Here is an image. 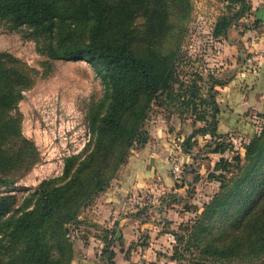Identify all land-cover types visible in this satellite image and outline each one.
I'll use <instances>...</instances> for the list:
<instances>
[{"label":"trees","instance_id":"16d2710c","mask_svg":"<svg viewBox=\"0 0 264 264\" xmlns=\"http://www.w3.org/2000/svg\"><path fill=\"white\" fill-rule=\"evenodd\" d=\"M234 5L240 9L220 16L215 24V39L227 38L229 29L252 11L249 0H228L227 9L232 11ZM192 11L191 0H0V22L35 42L37 52L47 59L43 66L85 61L102 76L107 89L106 100L90 111L95 140L83 160L66 158L61 177L42 181L22 198L0 195V264L73 263L71 227L82 224V212L109 190L134 148L149 154L150 137L144 127L154 106L178 103L204 125L195 124L183 138L182 154L192 156L199 136L216 141L210 153L228 150L218 143L228 134L220 131L216 90L227 82L214 80L208 97H198L196 88L182 94L178 66ZM50 70L44 67L41 74L0 52V188L15 191L41 162L35 143L23 135L19 105L37 78ZM246 150L248 165L233 185L222 181V193L213 198L182 245L192 257L179 264H264V129ZM221 162L229 173L230 164ZM132 164L130 181L144 170L141 162ZM103 241L102 262L116 264L111 248L115 235L107 233Z\"/></svg>","mask_w":264,"mask_h":264},{"label":"rangeland","instance_id":"374dc122","mask_svg":"<svg viewBox=\"0 0 264 264\" xmlns=\"http://www.w3.org/2000/svg\"><path fill=\"white\" fill-rule=\"evenodd\" d=\"M191 3L193 11L185 25L178 72L184 82L182 94L185 90L196 88L200 95L198 97H208L209 87L214 80L227 82L238 75L240 70H236V67H241L243 62L240 50L244 53L245 63L253 55L251 46L247 47L246 43L255 37L261 25L256 26L258 20L251 11L229 29L227 38L215 39L212 33L219 17L225 13L232 16L240 6L234 5L230 11L227 9L228 0H191ZM260 21L261 24L264 22ZM142 22V19L138 20L139 24ZM229 41L238 45L235 53L230 52ZM0 52L12 54L29 67L38 69L41 74L44 67L51 69L46 77L37 78L36 84L24 93L19 105L23 115V135L35 143L41 154V162L17 183L15 191L0 188V195L10 193L22 198L42 181L61 177L66 158L80 156V160L84 159L86 150L93 147L95 140L89 114L106 100L107 89L102 76L85 61H56L43 66L47 59L37 52L35 42L26 38L23 32L10 31L1 22ZM180 107L178 103L167 102L163 106H154L145 122L144 129L150 137V156L155 155L149 159V163L146 159L141 161L144 170L140 177L144 181L137 190L152 192L145 193L136 201L132 196L133 201H129L130 196L135 194L131 192L126 199V209L119 210V214H113L115 209L106 205L110 191L117 186L122 175L130 174L131 162H136V157L142 153L136 147L131 151L130 161L120 168L110 183L109 190L82 212L79 218L82 224L71 227L77 253L79 247L88 241V235L95 233L88 230L93 225L92 228L101 237L107 233L115 235L111 248L116 253L117 264H179L192 257V254L184 252L182 245L188 241L190 229L199 221L213 198L222 193V181L231 184L248 165L246 148L255 136L263 132L264 107L248 112L256 132L241 134L232 131L223 142H218L228 146V150L220 154L210 153L216 141L197 137L195 140L198 142L191 157L182 154L180 143L194 130L195 124L197 127L200 124L195 122L191 110H181ZM222 159L230 164L229 173L223 169ZM179 160L185 167L184 179L177 184L181 186L180 190L175 191L173 184L168 185L169 182L163 180L159 167L165 169L173 179L171 165ZM196 177H199L198 182H195ZM132 187L134 190V185ZM127 191L130 192L129 189ZM104 214L107 220L97 223ZM119 223L121 226L116 230L114 227ZM129 225L133 227L130 235L135 237L131 240L123 238L124 229ZM104 247V244L98 246L97 253L103 251Z\"/></svg>","mask_w":264,"mask_h":264},{"label":"crops","instance_id":"0c3cea01","mask_svg":"<svg viewBox=\"0 0 264 264\" xmlns=\"http://www.w3.org/2000/svg\"><path fill=\"white\" fill-rule=\"evenodd\" d=\"M250 3L252 5V14L254 15L255 19L258 20V22H261L260 20H264V0H250ZM260 25L261 26L256 31L257 33L255 37H251L249 40H247L246 46H251L252 52L254 53L264 54V22L262 24L260 23ZM237 46L238 45L236 43H231L229 41L231 53H235L234 50L235 48H237ZM240 52V56L243 59V62L242 65H240L241 67H236V70H240L238 75L228 80L226 86L216 87V89L218 90L217 101L220 105L221 110V114L219 116L220 131L226 134H229L232 131H238L241 134H245L247 132L252 134L256 132V127H253V125L250 123L251 119L248 116V112L250 111V109L256 108L258 110H262L264 107V70L253 71V68L251 66H248L247 63H245L246 61L244 60V53L241 50ZM198 124L200 123L198 122ZM199 126L203 127L204 125L200 124ZM190 133L191 132H189V134ZM199 138L201 137L199 136ZM202 138L204 140H208V138L210 137L206 136ZM168 141H171V139H169ZM149 144L150 142L148 143V146L150 147ZM139 154V157H136L137 159H135L136 163L137 161L141 162L145 159L149 163V159H151V157L155 155L152 154L150 156V152L148 155H144L142 153ZM139 159L141 160L139 161ZM133 165L134 164H131L130 166V174L132 167H134ZM165 172V169L161 170V167H159V173L161 174L163 180L166 183L169 182L168 185H174L173 179H171L169 175H166ZM124 173H126V170L124 171ZM130 174L122 175V178L116 184L117 186L108 194L109 198L106 200V205H109L112 209H115L113 214H119L121 210L126 209V199L131 194V192H134L135 194L130 196L129 201H133V199L131 198L132 196L135 198L136 201L140 196L142 197V195H144L145 193L149 194L152 192H150L149 190H137L139 187H141L140 184L144 180L139 175L137 177H132L130 181ZM133 185L135 188L134 190L132 187ZM128 189L130 190V192L127 191ZM179 190L180 189L175 188V191ZM106 216L107 215L104 214V216H100V221H97V219L94 221H97V223L102 222L101 220L106 221ZM146 225L147 224L143 225V228ZM92 226H90L88 230H93L95 233H90L88 235L89 239L82 245V247H79V253H77L76 251V254H80V256L75 257L74 262L72 264H104L102 262L103 251L98 254L96 250L98 246H101L102 244L105 245V243L103 241V237L98 235V233H96L95 231V228H92ZM120 226L121 223L116 225L114 228L117 230L120 228ZM112 227L113 226H111V228ZM132 228V225H129V227H126L124 229L123 238H126L128 240H131V238H135L134 236L130 235Z\"/></svg>","mask_w":264,"mask_h":264},{"label":"built area","instance_id":"2783aa9c","mask_svg":"<svg viewBox=\"0 0 264 264\" xmlns=\"http://www.w3.org/2000/svg\"><path fill=\"white\" fill-rule=\"evenodd\" d=\"M248 66H251L254 71L264 70V54L253 53L249 59H247ZM184 165L181 160L176 161L172 165V176L175 183L179 184L184 179ZM142 264V263H138Z\"/></svg>","mask_w":264,"mask_h":264}]
</instances>
